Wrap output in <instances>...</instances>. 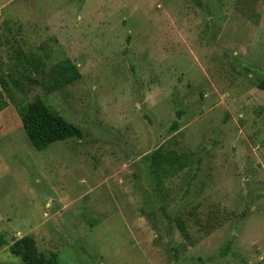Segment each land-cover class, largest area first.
Masks as SVG:
<instances>
[{
	"label": "rangeland",
	"instance_id": "1",
	"mask_svg": "<svg viewBox=\"0 0 264 264\" xmlns=\"http://www.w3.org/2000/svg\"><path fill=\"white\" fill-rule=\"evenodd\" d=\"M263 77L264 0H0V264H264ZM37 97L83 135L35 148Z\"/></svg>",
	"mask_w": 264,
	"mask_h": 264
},
{
	"label": "trees",
	"instance_id": "2",
	"mask_svg": "<svg viewBox=\"0 0 264 264\" xmlns=\"http://www.w3.org/2000/svg\"><path fill=\"white\" fill-rule=\"evenodd\" d=\"M54 88L68 85L80 78L81 73L77 65L69 58L56 63L52 68ZM258 87L264 90V77L258 82ZM183 111H178V117ZM20 118L24 130L26 131L32 144L38 150L49 147L56 141L65 140L71 137H81L83 135L81 127L70 122L65 116L53 110L49 104L41 97H37L20 109ZM180 127L179 120L176 119L170 130H177ZM160 151L153 153V164H162L163 159ZM174 161H179L176 156ZM7 245L4 235L0 233V246ZM9 250L19 256L24 264H62L56 253H47L39 249L36 239L31 235H25L9 244ZM229 248L222 250L225 255Z\"/></svg>",
	"mask_w": 264,
	"mask_h": 264
}]
</instances>
